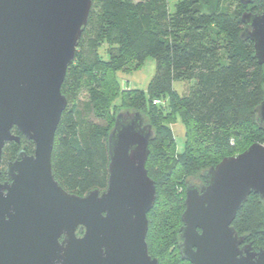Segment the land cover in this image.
Segmentation results:
<instances>
[{"label":"water","instance_id":"water-1","mask_svg":"<svg viewBox=\"0 0 264 264\" xmlns=\"http://www.w3.org/2000/svg\"><path fill=\"white\" fill-rule=\"evenodd\" d=\"M256 0H239L243 5ZM93 0H0V162L9 142L30 140L0 181V264H158L149 254L147 214L156 186L146 160L151 125L119 111L107 136V186L68 192L51 165L67 98L61 92ZM242 38L264 66V8L244 11ZM264 126V96L254 109ZM15 129L16 133L12 130ZM186 184L181 254L191 264H264V245L245 242L232 222L251 193L264 199V143L223 157ZM63 237L59 241L60 237Z\"/></svg>","mask_w":264,"mask_h":264},{"label":"trees","instance_id":"trees-1","mask_svg":"<svg viewBox=\"0 0 264 264\" xmlns=\"http://www.w3.org/2000/svg\"><path fill=\"white\" fill-rule=\"evenodd\" d=\"M218 2L209 7L201 0H178L168 9L166 0H93L61 86L67 105L54 135V177L78 195L104 190L107 136L120 111L110 104L118 87L116 74L155 59L147 87L121 93L122 109L141 113L153 130L145 166L156 198L147 214L145 240L159 264H171L169 256L173 264H184L178 253L184 178L201 175L252 143H264V126L254 110L264 96V66L256 60L253 42L241 37V14L247 7L262 10L264 1L239 2L233 10ZM103 43L104 55L97 50ZM173 80L190 86L178 93ZM86 85L87 98L75 100V92ZM162 98L166 109L160 106ZM177 115L184 126L179 153L167 124ZM19 135L20 143L9 142L3 149L7 160L21 147L33 152V143ZM263 206L264 199L251 193L232 222L255 249L264 245Z\"/></svg>","mask_w":264,"mask_h":264},{"label":"rangeland","instance_id":"rangeland-1","mask_svg":"<svg viewBox=\"0 0 264 264\" xmlns=\"http://www.w3.org/2000/svg\"><path fill=\"white\" fill-rule=\"evenodd\" d=\"M178 0H166V6L168 9H172L175 5V3ZM208 5H211L209 7H212L214 4L217 5L218 0H201ZM219 5H222L223 7H228L231 10L236 8L239 4L238 0H219ZM208 7V6H206ZM205 7V8H206ZM243 8V7H242ZM245 10H250L249 7L245 8ZM106 47V45L103 43L99 45L98 51L103 54V50ZM104 55V54H103ZM155 70V59L152 57H149L146 59L144 64H142L137 70H132V71H118L117 72V78H118V87L116 93L113 95L111 98V107L112 109L115 108V110H120L124 111L122 109V93L124 91L129 92V89L131 88H138V89H145L147 87L148 82L150 81L151 77L154 74ZM190 86V82L188 81H179V80H173V89L177 91L178 93H182V91L187 90ZM122 92V93H121ZM88 96L87 94V85L86 86H80V88L75 92V97L74 99L78 100H84ZM166 98H162L163 102H161V105L163 109L165 108L166 101L164 100ZM72 103V102H70ZM165 113V112H164ZM168 127L170 128L173 138L175 140V145H176V152L179 153L182 151V145H183V140H184V126L182 124L181 118L177 115L175 116L170 122L167 123ZM7 152V151H6ZM6 155H4L5 157ZM6 158L2 162V168L6 166ZM203 178L199 173H195L193 175L187 176L184 178V182H188L191 184L195 185H200L202 182ZM262 223L264 227V206H263V211H262ZM168 261L173 264V259L172 256L168 257Z\"/></svg>","mask_w":264,"mask_h":264},{"label":"flooded vegetation","instance_id":"flooded-vegetation-1","mask_svg":"<svg viewBox=\"0 0 264 264\" xmlns=\"http://www.w3.org/2000/svg\"><path fill=\"white\" fill-rule=\"evenodd\" d=\"M256 1H257V0H256ZM256 1H255V2H256ZM263 1H264V0H263ZM255 2H254V3H255ZM263 8H264V4H263ZM263 8H262V10H260V11H253V12H254V13H256V12H262V11H263ZM249 11H252V10H249ZM20 149H23V148L21 147ZM20 149H18V151L16 152V154H15V156H14L13 159H11V160H7V161H6V166H5L4 168H2V165H1L2 162H3L4 159H5V157L3 156V152H2L1 162H0V181H1V183H3L4 181L7 180V178H6V176H7V174H6V168H7V165H8L9 162H12V161H14V160L17 158V154H18V152L20 151ZM23 151H24L26 154H32V153H33V152H31V153L26 152L24 149H23ZM201 176H202L203 180H202V182H201L200 185H195V184H191V183L185 182V184H184V192H186V184H191V185L196 186L198 189H201V188L205 185V179H204L202 173H201ZM7 182L10 183L11 181H10V180H7ZM182 225H183V221H182ZM182 225H181V226H182ZM180 229H181V227L179 228V238H180V240H179V242H178V253H179L180 259L183 261L184 264H191L188 260H186L185 258H183V257H182V254H181V247H182L183 239H182V237H181V230H180ZM62 238H63V237L61 236V237L59 238V241H61ZM244 243H245V241L241 244V246H242ZM255 250H258V249H255ZM152 257H154V256H152ZM155 258L158 260L157 257H155ZM158 264H159V260H158Z\"/></svg>","mask_w":264,"mask_h":264},{"label":"built area","instance_id":"built-area-1","mask_svg":"<svg viewBox=\"0 0 264 264\" xmlns=\"http://www.w3.org/2000/svg\"><path fill=\"white\" fill-rule=\"evenodd\" d=\"M154 102H159L158 100H155Z\"/></svg>","mask_w":264,"mask_h":264}]
</instances>
